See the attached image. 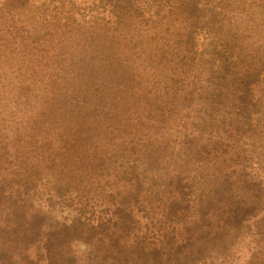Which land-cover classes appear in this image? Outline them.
<instances>
[{"label":"trees","instance_id":"1","mask_svg":"<svg viewBox=\"0 0 264 264\" xmlns=\"http://www.w3.org/2000/svg\"><path fill=\"white\" fill-rule=\"evenodd\" d=\"M0 264H264V0H0Z\"/></svg>","mask_w":264,"mask_h":264}]
</instances>
